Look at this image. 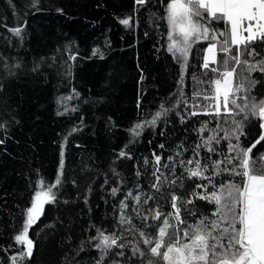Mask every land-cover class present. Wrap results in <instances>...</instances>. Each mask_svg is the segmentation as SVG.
Wrapping results in <instances>:
<instances>
[{
    "label": "trees",
    "instance_id": "16d2710c",
    "mask_svg": "<svg viewBox=\"0 0 264 264\" xmlns=\"http://www.w3.org/2000/svg\"><path fill=\"white\" fill-rule=\"evenodd\" d=\"M167 3L148 0L141 6L135 0H0V264H13L12 257L17 258L16 264H95L100 253L94 247L97 241L89 243V238L97 235V228L119 236L118 243H127L124 251L131 256L132 247L142 239L138 230L150 238L158 235L156 225L162 220L152 219L153 210L173 212V193L181 197L178 207L187 223L213 211L214 205L192 195L193 190L205 194L196 185L207 181L185 178L177 180V185H165L160 192L151 187L155 183L154 153L161 156L157 175L162 173L168 181L186 177L185 166L194 167L186 165L194 158V147L213 135V129L223 136L224 129L234 127L223 107L216 116L214 102L203 95L193 98L198 90L211 96L214 86L208 81L218 77L202 66L208 41L193 46L189 67L183 73L181 98V66L167 51L166 21L158 19L165 15ZM125 18L130 19L128 26L120 23ZM15 28L21 29L19 36L12 31ZM252 48L258 54L255 59H242H264V41H256L249 50ZM223 55L218 52L217 62L210 68L223 71ZM236 67L234 83L241 79L243 70V66ZM251 75L261 83L241 95L264 98V73ZM197 79L205 83L197 87ZM162 103L170 109L167 116L132 137L128 129L150 120ZM203 108L213 114H204ZM192 111L200 114L191 116ZM235 119L241 120L243 115ZM205 123L207 129L199 132ZM260 123L255 117L245 121V135L240 137L244 147L264 134ZM232 143H236L235 138ZM212 146L217 153L200 148L196 158L202 164L206 157L216 160L223 159L220 153L227 154V141L213 142ZM121 150L125 157L119 156ZM262 153L264 141L256 145L252 155ZM61 160L62 184L53 189L57 202L46 204L39 221L29 228L28 237L35 245L33 256L21 260L26 245L15 237L22 231L26 209L40 188L39 181L55 182ZM165 164L168 167H163ZM181 182L183 188L178 186ZM113 188L118 189L115 196ZM213 190L209 186L208 191ZM129 191L140 195L141 202L129 197L125 201L129 207L121 212L120 202ZM149 196L155 199L145 204ZM187 199L193 200L187 207L189 213L196 212L195 217L184 211ZM122 214L131 216L136 227L121 224ZM170 223L175 224V219L170 218ZM185 227L179 226L181 238ZM172 235L174 239L175 233ZM140 247L147 252V245L140 243ZM115 258L127 264L125 257ZM109 259L106 257L104 264ZM143 259L133 257L131 264H142ZM156 264L161 261L156 260Z\"/></svg>",
    "mask_w": 264,
    "mask_h": 264
},
{
    "label": "snow or ice",
    "instance_id": "6c2138e0",
    "mask_svg": "<svg viewBox=\"0 0 264 264\" xmlns=\"http://www.w3.org/2000/svg\"><path fill=\"white\" fill-rule=\"evenodd\" d=\"M147 2L148 0H135V3L141 6ZM160 2L163 3V0ZM158 19L166 21L167 51L181 66L182 74L179 80L181 98L184 97L183 73L189 67L188 60L193 46L201 41L209 42L207 48L204 49L206 54L203 57L202 66L216 73L219 78L208 81L214 86L211 96L198 90L193 93V98L203 95V99L214 102L216 116L221 115L222 104L223 113L226 117H232L234 127L231 130L224 129L223 136L216 135V130L213 129V135L204 138L202 144L194 147V158L186 162V165H194V167L185 166L186 177L181 176L176 180L168 181L162 173L157 175L160 173L161 156L154 153L156 167L152 175L155 183L151 187L160 192L165 185H177V180L199 178L207 181V183L196 185V188H203L205 194L201 195L193 190L192 195L214 205V209L209 214L202 213L200 218L193 223H187L181 219V208L178 207L181 197L173 193L171 207L174 211L161 213L153 210L152 219L162 220V224L156 225L158 235L150 238L144 231L138 230L142 239L132 247L131 256H126L124 251L129 245L124 242L118 243L121 239L119 236L115 233L105 234L97 228V235L89 238V243L97 241L94 247L100 253L95 264H104L106 257H110L107 264H121V261L115 257H125L127 264H131L133 257L144 258L142 264H156V260L161 261V264H264V153L255 157L252 155L256 145L264 141V134H261L250 147H244L240 143V137L245 135V121H248L250 117L260 120V128L264 129V98L258 100L253 96L249 99L247 95H241V93H250L257 84L261 83L252 78L253 72L264 73V59L255 60V62L242 59L244 56L255 59L258 55L256 50L249 49L256 41H264V0H168L165 5V15ZM120 23L128 26L130 19H122ZM221 24L224 25L223 29L219 28ZM12 31L17 36L21 33L20 28ZM233 47H235V54H233ZM218 52L224 54L220 61L223 71L216 67L210 68V64L217 62ZM95 54L94 51L93 55ZM236 66H243V70L240 74L241 79L234 83L237 73ZM9 74L13 73L9 70ZM204 83V81L196 80L197 87H201ZM239 100H243V104L239 103ZM183 102L187 104L186 99ZM208 107H211V104ZM169 111L170 109L162 103L150 120H142L134 124L128 129L129 133L134 138L140 136L145 127H154L162 116H167ZM202 111L204 114H213L208 112L207 108H203ZM198 114L200 113L197 111L189 113L191 116ZM241 114L243 119L236 120L235 116ZM181 120L183 121V117ZM206 129L207 123L198 131L204 132ZM233 138L236 143H232ZM221 140L228 142L227 154L220 153L223 159L211 160L210 157H206L202 164L201 160L196 158L199 157L201 147L206 148L209 153H217V149L212 144L213 142L220 144ZM159 147L163 149L164 145L161 144ZM119 156L125 157L126 153L121 150ZM168 159L172 160L173 157H168ZM144 163L147 165L149 161L145 159ZM180 163L185 165L184 161ZM163 167H168V165L165 164ZM209 172L211 174L206 175ZM137 175L139 176L140 173L137 172ZM62 176L63 160L60 162L54 183L45 184L44 180L39 181L40 188L35 191L31 206L26 209L27 218L22 231L15 237L17 242L26 245L25 251L20 254L21 260L24 258L30 260L33 256L35 245L34 241L28 237L29 228L40 219L46 204L57 202V195L53 189L62 184ZM216 177L225 178L215 180ZM178 186L183 188V182ZM209 186L214 190L209 192ZM137 187L139 188V185ZM117 191L118 189L113 188L112 195L115 196ZM129 197L137 204L141 202L140 195L133 196L129 191L125 199L120 202L121 212L129 207L125 202ZM154 199V196H149L144 203L147 204L148 200ZM192 203V199L183 201L185 213H189L187 205ZM189 214L196 216V212ZM140 218L147 220L148 216ZM170 218H174L176 223H170ZM119 222L128 224L131 228L136 227L131 216L122 214ZM185 224L181 238L179 226ZM173 233H175L174 239ZM181 239L184 242H181ZM140 243L148 246L147 252L140 247ZM83 245L82 241L81 246ZM117 249L119 251H114ZM16 259L12 257L13 264H16Z\"/></svg>",
    "mask_w": 264,
    "mask_h": 264
},
{
    "label": "rangeland",
    "instance_id": "374dc122",
    "mask_svg": "<svg viewBox=\"0 0 264 264\" xmlns=\"http://www.w3.org/2000/svg\"><path fill=\"white\" fill-rule=\"evenodd\" d=\"M206 54V53H205ZM219 77H217L216 79H218ZM221 107H223V105L221 104Z\"/></svg>",
    "mask_w": 264,
    "mask_h": 264
},
{
    "label": "crops",
    "instance_id": "0c3cea01",
    "mask_svg": "<svg viewBox=\"0 0 264 264\" xmlns=\"http://www.w3.org/2000/svg\"><path fill=\"white\" fill-rule=\"evenodd\" d=\"M245 35H247V33H245Z\"/></svg>",
    "mask_w": 264,
    "mask_h": 264
},
{
    "label": "water",
    "instance_id": "95a60500",
    "mask_svg": "<svg viewBox=\"0 0 264 264\" xmlns=\"http://www.w3.org/2000/svg\"><path fill=\"white\" fill-rule=\"evenodd\" d=\"M38 221H39V220H38ZM38 221H37V222H38ZM37 222H36V223H37Z\"/></svg>",
    "mask_w": 264,
    "mask_h": 264
}]
</instances>
